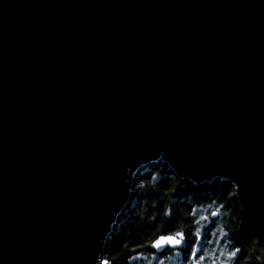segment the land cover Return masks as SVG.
Returning <instances> with one entry per match:
<instances>
[{"label":"water","instance_id":"95a60500","mask_svg":"<svg viewBox=\"0 0 264 264\" xmlns=\"http://www.w3.org/2000/svg\"><path fill=\"white\" fill-rule=\"evenodd\" d=\"M159 159L264 224V0H0V264H101Z\"/></svg>","mask_w":264,"mask_h":264},{"label":"trees","instance_id":"16d2710c","mask_svg":"<svg viewBox=\"0 0 264 264\" xmlns=\"http://www.w3.org/2000/svg\"><path fill=\"white\" fill-rule=\"evenodd\" d=\"M177 232L183 236L184 264L196 258L199 264H264V224L244 212L235 186L220 178L201 183L181 179L161 159L139 167L131 177L128 200L106 238L101 261L152 264V257L158 260L152 241ZM234 250L239 251L226 258Z\"/></svg>","mask_w":264,"mask_h":264},{"label":"snow or ice","instance_id":"6c2138e0","mask_svg":"<svg viewBox=\"0 0 264 264\" xmlns=\"http://www.w3.org/2000/svg\"><path fill=\"white\" fill-rule=\"evenodd\" d=\"M212 215L214 216L215 213H212ZM206 219L207 217H200V220H206ZM196 232L197 234H199L200 229L197 228ZM182 238L183 236L180 232L175 233V235L160 236L156 240L152 241V247L159 249L163 247L164 245H168V246L179 245ZM238 251L239 250H234L233 252L228 253L229 257H234ZM203 259H204L203 257H200V260H203ZM101 264H108V261L102 260ZM194 264H199V262L194 261Z\"/></svg>","mask_w":264,"mask_h":264},{"label":"rangeland","instance_id":"374dc122","mask_svg":"<svg viewBox=\"0 0 264 264\" xmlns=\"http://www.w3.org/2000/svg\"><path fill=\"white\" fill-rule=\"evenodd\" d=\"M219 234H221V233H219ZM220 237H221V235H220ZM220 237H218V238H220ZM225 256H226V258H229L228 255H225ZM202 257L204 258V256H202ZM206 258L207 257L205 256L204 262H206ZM180 259H181L180 252H174L173 254H170L169 257H167L165 260L164 259L156 260L155 257H152L151 263L152 264H184ZM191 260H192V262L190 264H194V261H198V258L191 259ZM149 261H150V259H149Z\"/></svg>","mask_w":264,"mask_h":264},{"label":"flooded vegetation","instance_id":"af4514ba","mask_svg":"<svg viewBox=\"0 0 264 264\" xmlns=\"http://www.w3.org/2000/svg\"><path fill=\"white\" fill-rule=\"evenodd\" d=\"M180 247H178L176 250H170V249H166V251H164L162 254H156L154 253V256L157 257L158 255V260L159 259H166L167 257H169L170 254H173L174 252H180Z\"/></svg>","mask_w":264,"mask_h":264}]
</instances>
